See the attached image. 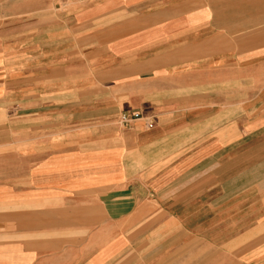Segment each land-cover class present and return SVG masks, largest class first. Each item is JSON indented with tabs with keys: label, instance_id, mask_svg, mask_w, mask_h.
I'll return each instance as SVG.
<instances>
[{
	"label": "crops",
	"instance_id": "crops-1",
	"mask_svg": "<svg viewBox=\"0 0 264 264\" xmlns=\"http://www.w3.org/2000/svg\"><path fill=\"white\" fill-rule=\"evenodd\" d=\"M0 264H264V0H0Z\"/></svg>",
	"mask_w": 264,
	"mask_h": 264
},
{
	"label": "built area",
	"instance_id": "built-area-1",
	"mask_svg": "<svg viewBox=\"0 0 264 264\" xmlns=\"http://www.w3.org/2000/svg\"><path fill=\"white\" fill-rule=\"evenodd\" d=\"M142 116L139 112H133L131 114H123L121 116V124L126 127L128 126L131 122L140 119ZM148 127L152 128L153 127V122L147 121Z\"/></svg>",
	"mask_w": 264,
	"mask_h": 264
},
{
	"label": "rangeland",
	"instance_id": "rangeland-1",
	"mask_svg": "<svg viewBox=\"0 0 264 264\" xmlns=\"http://www.w3.org/2000/svg\"><path fill=\"white\" fill-rule=\"evenodd\" d=\"M202 252L203 251H201V250H194V257H201L202 256ZM205 252V251H204ZM223 252L224 251H218V250H211V251H209V257H210V259L212 260L214 257L215 258H218L219 256H224L223 255ZM230 252H232V251H227V252H225L226 254H229Z\"/></svg>",
	"mask_w": 264,
	"mask_h": 264
}]
</instances>
